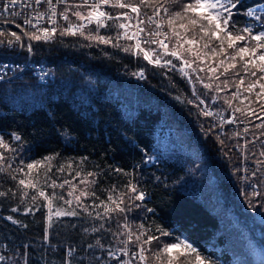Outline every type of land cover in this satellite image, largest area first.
<instances>
[{"label":"trees","instance_id":"trees-1","mask_svg":"<svg viewBox=\"0 0 264 264\" xmlns=\"http://www.w3.org/2000/svg\"><path fill=\"white\" fill-rule=\"evenodd\" d=\"M189 2H159L169 10L165 28L170 41L184 51L197 66L200 78L211 85L206 88L196 73L188 71L186 75L198 94L207 102L215 95L218 99L213 108L223 109L226 116L233 112L237 121L250 123L248 134L242 135L231 123L225 125L217 119L214 125L204 115L206 111L187 77L174 67L145 60L143 53L134 48L133 39L121 34L115 20L96 33L111 37L108 44L85 38L96 29L94 24L82 29L84 35H61L64 28L60 27L50 40H35V59L55 65L54 80L44 85L25 73L0 83V132L9 145L0 148L5 157L4 164L0 162V192L6 193L0 196V252L5 250L12 261H20L31 252L29 264H117L108 252L113 253L127 237L129 231L125 235L123 222L128 216L135 234L144 233L141 241L132 236V250L143 246L150 264L157 262L153 253L176 241L192 244L206 258V264H264V221L260 219L264 218V163H260L264 161V99H256L259 87L252 93L243 91L249 77L242 71L245 84L240 96L233 98L239 59L237 69L221 75L230 61L226 54L219 53V42L212 40L209 48H204L209 43L207 37L201 39L202 33L194 32L191 26L188 31L180 28L181 23L187 24L186 18L174 21L173 27L181 34L177 44L167 20ZM156 4L157 0H146L142 6L150 10ZM258 6H264V0H239L233 9L235 28H249L247 10ZM185 39L195 42L190 45ZM129 46L131 50L125 52L123 49ZM213 46L217 54L211 52ZM225 48L227 54L232 53L226 44ZM221 60L224 65H220ZM209 67L216 71L209 72ZM20 87L34 89L44 101L31 105L17 94ZM237 107L244 111L235 112ZM13 133L20 139H15ZM168 137H175L174 142L186 151H163L160 139ZM48 156L54 159L44 161ZM149 156L155 157L154 163H148ZM191 157L197 167L193 178L197 186L189 183ZM33 160L43 162L33 173L39 178V187H46L48 195L56 192L64 197L53 200L51 218L47 200L39 197L33 203L31 196L36 189L20 186L18 181L25 178L24 174L13 171ZM243 160L248 164L246 171ZM216 165L220 173L214 169ZM45 169H49L46 175ZM89 172L94 173V183L81 185L89 190L81 203L76 202L74 194L68 195L67 184L63 188L49 187L54 179L62 182L57 185L74 178L76 182ZM246 178L259 182L260 189L255 191L261 195L253 196L250 189L241 193ZM129 182L145 193L144 200L129 198L137 194L125 187ZM110 194L117 202L124 201V212L106 213L105 205L114 207L107 199ZM13 208L18 210L13 212ZM57 208L75 210L79 215L56 216ZM9 216L13 219H7ZM158 229L170 235H161ZM147 235L159 236V244H143ZM97 240L103 247L97 245ZM70 249H74L71 255ZM256 251L260 253L254 257ZM172 259L176 264H188L194 262V254H187L186 260L178 251ZM145 260L135 264H145Z\"/></svg>","mask_w":264,"mask_h":264},{"label":"snow or ice","instance_id":"snow-or-ice-1","mask_svg":"<svg viewBox=\"0 0 264 264\" xmlns=\"http://www.w3.org/2000/svg\"><path fill=\"white\" fill-rule=\"evenodd\" d=\"M160 0H157V3H159ZM23 4L25 7H32L33 4L40 5L42 3H46L49 6L50 15L48 13H42L39 11L35 12L34 19L37 23H33V19L25 17L24 24L29 25L32 28H37V25L39 24L40 20L43 19L46 15L48 16V21L51 25H56L57 21L55 19L57 15L56 8L53 4V0H2V7H0V15H11V16H18L20 13L14 11V8L17 4ZM56 4H67V0H55ZM146 3V0H140L139 4L134 3H126L125 0H92V3L89 4V0H83V5H79L77 7L87 6L90 8V10L87 13V16H85L80 11H75L72 13L75 17H77L80 21H87L88 24L93 23L95 21L96 23V29L89 32V34L85 37L86 39H92L96 40L100 43L108 44L111 42V37H106L103 35H98V29L102 27H106L109 25L105 24V20H114L117 18H114L109 12L101 10L102 6L111 4L113 7H119V8H128L131 9V12L137 13L139 16L141 8L140 5H143ZM239 4V0H191V2L186 3L183 5L182 10L178 12L172 13L168 20L167 24L169 29L172 30L174 36L176 37L177 44L180 43V33L175 30L173 27L174 21L176 19H187V24L181 23L179 26L180 28H183L185 31H188L189 26L194 30H198L199 33H202L201 39H204L205 37L208 38L209 43H205L203 45L204 48H209L210 42L212 40L218 41V49L220 54H226V59H228L230 62L227 66L224 67L223 73L221 75H224L229 72V69H237V58L239 59L240 63V69L239 71L234 72V75L238 77V82L235 84L237 88V92L233 93V98H238L241 94V88L245 84V76L249 77V82L247 83V86L243 88L244 92L252 93L253 90H255L257 87H259V91L255 93L256 99L259 101L260 99H264V31H259L254 33L252 29L245 27L242 30H238L235 28V22L233 20V9L237 8ZM162 6V5H161ZM260 12H264V6H258ZM10 9H13L10 11ZM35 11V9H34ZM68 8H65L63 12L60 13L62 18L65 21H69L68 16ZM165 13H168V9L164 8ZM158 11L154 12V15H158ZM257 9L256 8H250L247 12V15L249 16H256ZM124 17H128V13L124 12L122 14ZM257 19H260L259 16H257ZM149 22L152 21V17H149ZM143 23V21H141ZM16 27H21V25L17 24ZM119 28L124 29L127 27V25L120 23L118 25ZM85 28V24L81 23L79 25L72 24L69 22L68 26L64 28L60 34H71V35H84V32L82 29ZM160 25L157 24V30L149 31L148 35L149 37H152V39H146L143 41L145 44H159L160 47L164 48L166 51L168 49V44L164 42V39H155L156 37H165L167 38L168 34L166 32H161ZM57 31L56 27H43L38 28L37 32H26V35H29L32 40H40L42 37L38 33H43V39H51ZM144 31V28L138 27V30L131 35H129L127 32H124L123 35L129 39H136L135 48L138 49L140 52H143V58L149 63H153L152 57L149 55V52L144 50L141 47V41L138 38L140 33ZM8 33L6 31H0V36H6ZM11 36L15 38L16 41H19L21 37L16 32H11ZM119 38V33L117 34V39ZM185 42L188 44H193L194 40L185 39ZM0 43H3V41H0ZM7 43L9 46L13 43L12 40H8ZM225 44L227 46V49H232V53L227 54ZM118 46V45H114ZM182 47V45H181ZM125 52H129L131 50V46L125 47L123 49ZM211 52L213 54H217V47L213 46L211 47ZM28 51L31 52L32 48L31 45L28 46ZM191 51V49H189ZM170 55L173 57H179V53L175 50L170 52ZM197 57L199 58V52L196 53ZM156 64L160 63L159 56H157V59L155 60ZM186 65L189 64L187 60L184 61ZM225 61L221 60L220 65H224ZM166 64H172L171 60L166 61ZM203 70V69H201ZM209 72H215L216 69L209 67ZM243 72L245 76L240 75V72ZM259 73V75H258ZM141 76H143V73H140ZM251 77H255L256 79H250ZM2 79V77H0ZM219 79V77H217ZM225 86L228 84V80L224 81ZM206 88L211 87L210 84L204 85ZM245 99H248L247 96L244 97ZM229 105L231 106V101H227ZM262 111H264V104L261 105ZM235 112H243L244 110L240 107H237L234 109ZM255 115V112L252 113ZM204 115L209 116L211 115L210 112H204ZM231 123V121H229ZM262 125H258V127H261ZM14 138L19 140L20 137L18 135L14 134ZM9 145L5 143L3 137H0V148H8ZM261 155H264V152L261 153ZM44 161H51L54 159V157H44ZM5 157L3 153H0V161H4ZM260 163H264V161H261ZM21 164H24V161L21 160ZM43 162L40 160H33L32 162L26 163L24 167H17L13 171L14 172H20L24 174L25 178L19 179L18 183L20 186H23L24 189H36V192L31 196V200L33 203H35L39 197H43L45 200H47V205L49 212L48 216L51 218L53 215L52 213V203L53 200L59 199L64 200V197L60 193L52 192L51 195L46 194V192L39 187V178L38 176H34V170L39 169L42 166ZM9 167L11 165L9 164ZM25 168L27 171H25ZM2 170V169H0ZM49 169H45V175L47 174V171ZM62 170V169H61ZM117 171H122V169H117ZM77 176L80 175V172L76 173ZM88 176L94 175V173H87ZM13 179H16L15 176L12 177ZM81 183H94V181L89 182L87 181V178L85 177L84 180L81 181ZM64 184H70V181L65 180L63 184L57 185L55 180L51 182L49 187H52L53 189L57 186L63 188ZM125 187H127L131 193H137L134 197H129L130 199L135 200H144L145 193L143 191L137 190V187L129 182ZM25 195L28 193L25 192ZM72 192H69L68 195H72ZM6 193L0 192V196H5ZM89 195L86 191H81L79 196H75V200L77 202L80 201L81 196ZM91 195H95V192H92ZM127 195V193H125ZM253 196L261 195L260 193H257L255 190H253L252 193ZM107 199L112 202L114 207L109 208L107 205H105L106 213L110 211H117L124 212L125 209L121 207V204L124 203L122 199L117 202V200L113 199V196L110 194ZM66 204L71 205V200H65ZM101 203H104L101 201ZM18 209L13 208L12 211L16 212ZM85 212L88 211L87 207H84L83 209ZM151 211V209H149ZM56 216H64V215H70V216H77L79 215L78 212L75 210H69L65 211L62 208H57L55 211ZM91 215V213H89ZM99 215V214H97ZM7 219L12 220L13 218L11 216L7 217ZM14 223H19L18 221H13ZM127 227V225H125ZM103 227V225H101ZM141 227H143L141 225ZM98 229L93 228L92 231H97ZM87 231V229H85ZM160 231L161 235L168 236L170 235L167 232H164L161 229H158ZM144 236V233H140L139 235H136V241H141L142 237ZM129 240H131V236L129 237ZM160 237L155 235H147L146 239H143V244H151L153 241H156L157 244H159ZM97 245L100 247H103V245L100 244V241L97 240ZM89 247H92V245H89ZM183 248V251L180 252L181 256H185L187 260V254H194V260L195 264H206V258L201 255L200 252L190 243L187 241H179V242H169L163 245V248L161 251L153 253V255L156 257L157 260L161 258V253H167L169 255V259L167 261V264H173V259L171 258L172 251L174 249H181ZM74 249H70L68 254L71 255ZM123 251V250H122ZM145 249L143 246H141L139 251V260L144 261L146 259L144 255ZM125 255H128V252H124ZM109 256H112V252H108ZM132 256H137V253L133 252ZM5 259L4 256H0V261H3ZM121 264H132V261L129 260L127 262H121ZM207 264H211V262H207Z\"/></svg>","mask_w":264,"mask_h":264},{"label":"built area","instance_id":"built-area-1","mask_svg":"<svg viewBox=\"0 0 264 264\" xmlns=\"http://www.w3.org/2000/svg\"><path fill=\"white\" fill-rule=\"evenodd\" d=\"M72 2L83 3V0H67V4H70ZM125 2L139 4L140 0H125ZM53 4L57 11V15L55 17L57 21L56 25H51L49 23L47 15L40 20L39 24L37 25V28H32L31 26L24 24L25 17L33 19V23H37L36 20L34 19L36 11L42 13H48L50 15L49 6L46 3H42L40 5L33 4L32 7H25L22 3L17 4L14 8V11L20 13V15L18 16H11L8 14L0 15V31H6L8 33V35H6L5 38H2L3 36H0V41H3V43H0V77H2V79H0V83L15 79L25 73L32 75L38 83L44 85L54 80L56 76L55 65L35 59L34 56L35 40H32L29 35H26V37L21 36V39L19 41H16L14 37L9 35L11 34V32L17 33L18 30L19 32H28V31L37 32L38 28H43V27H48V28L56 27L57 29L60 27L66 28L69 24V21H65L60 15L61 12L59 11L60 6H62L64 3L56 4L55 0H53ZM0 7H2V0H0ZM65 7H68L69 10L72 9V6H65ZM105 7L106 8L104 11L109 12L114 18H117L114 20H119L120 23L127 25V27L124 29L119 28L122 35L124 32H127L129 35H131L132 33L138 30V27L144 28V31L140 33L138 38L141 41V47L146 51L149 50L146 48L145 46L146 44L143 43V41L146 39H152V37H149L148 33L149 31L157 30V24L160 25L159 30L161 32L168 33L165 28L164 22L162 21L163 9H161L158 6H155L153 7V9L150 10L148 9L145 10V8L142 5H140L141 11L139 16L137 15V13L131 12V9L128 8L122 9L119 7H113L111 4L106 5ZM12 10L13 9H10V11ZM61 11L62 12L64 11L63 8ZM156 11H158L159 13L158 15H154V12ZM124 12L128 13V17H124L122 15ZM257 16H259L260 19H257ZM149 17H152L153 22L151 23L149 22ZM252 17L254 18L255 21L252 23V25L251 24L249 25V28L254 29L256 26L257 29L254 30V33L259 31H264V20H262V12L257 11L256 16H252ZM110 21L111 20H105L104 22L106 25H108ZM141 21H143V23H141ZM82 23H84L85 25H89L86 20L83 21ZM17 24L21 25V27L19 28L16 27ZM91 24H96V23L95 21H93V23ZM130 24H134V26H130ZM38 34H40L42 37L41 39H43V33H38ZM25 38H27L26 39L27 42L26 41L24 42ZM155 39L157 40L164 39V42H167V38L163 36L156 37ZM8 40H12L13 43L11 44V46H9V44L7 43ZM133 41L136 44L135 38L133 39ZM23 42L25 44H28L27 47L24 48V44L21 45L19 44ZM29 45H31L32 48L31 52L28 51ZM152 60L155 61L154 59ZM216 119L220 120L221 123L222 122L229 123V121H231L232 126L238 128L242 135L248 134V128L250 127V123L242 122L241 125L239 126V123L233 114H231L230 116H226L224 112H218V116L216 115ZM0 137H3V132H0ZM13 137H14V133H13ZM125 251L128 252V255L124 254ZM133 252L137 253V256L133 257L132 256ZM30 253L31 252H28L27 255H25V258H23L20 261L14 260L12 264H29L28 256L30 255ZM0 254H2L4 257H7L5 260L8 261L9 255L8 253L6 254L5 250L1 251ZM138 254L139 253L137 251L130 249L127 242L124 246L113 251V255L117 259V264H121L122 261L127 262L129 260H131L132 264H134L133 260L134 259L137 260L139 258ZM0 264H3V262Z\"/></svg>","mask_w":264,"mask_h":264},{"label":"rangeland","instance_id":"rangeland-1","mask_svg":"<svg viewBox=\"0 0 264 264\" xmlns=\"http://www.w3.org/2000/svg\"><path fill=\"white\" fill-rule=\"evenodd\" d=\"M92 3V0H89V4H91ZM79 5H83V3H77V2H72V3H70V4H63L62 6H60V8H59V11L60 12H62L61 10H62V8H63V10H65V8H68V7H65V6H72V9L71 10H69L68 11V16H69V22H72V23H74L75 25H79V23H82L83 21H80L77 17H75L74 15H72V13L73 12H75V11H80V12H82L85 16H87V13H88V11L90 10V8L89 7H87V6H82V7H77V6H79ZM110 5V4H109ZM162 5V6H161ZM106 6V5H105ZM105 6H102L101 7V10H105ZM156 6H158V7H160L161 9H163V17H162V21L164 22V25H166V15L168 14V13H165V11H164V8H167L165 5H164V3L163 4H161V3H157L156 4ZM153 7H155V6H153ZM153 9V8H152ZM168 9V8H167ZM116 22H117V25H119L120 24V21L119 20H115ZM162 22V23H163ZM89 25H91V24H89ZM94 25H96V24H94ZM86 26H88V25H85V27ZM130 26H134V24H130ZM119 28V27H118ZM31 32H35V31H28V33H31ZM26 32H19V30H18V32H17V34L21 37H26V34H25ZM168 34V36H167V42H165V43H167L168 44V49H167V51L164 49V48H162V47H160L159 46V44H146L145 46H146V48L149 50L148 52H149V55L152 57V59H154V60H156L157 58V56L159 55L160 56V63L159 64H157V65H164V66H171V67H174V68H176V69H178V71L179 72H181L183 75H185L186 77H187V80H188V82H189V84H190V86H191V88H192V91H193V93L195 94V95H197L198 96V98H199V100H200V103H201V107H202V109L203 110H205L206 112H210L211 113V115H209V117H210V119H212L211 120V122L214 124V125H216V115L218 116V112H224V114H226V112L223 110V109H214L213 108V103L218 99L215 95L214 96H212L211 97V100H210V102H207L206 101V99L205 98H203V97H201L199 94H198V92L195 90V88H194V86H193V83H192V80H191V78L190 77H188L187 75H186V73H188V71H190V70H192L194 73H196L197 75H198V77L200 78V76H199V72H198V69L196 68L197 66L193 63V61H191V60H188V58L183 54V50L182 49H177V48H179L178 46H176L175 45V43L173 42H171L170 41V37H169V32L167 33ZM9 35H11V34H9ZM2 38H5V36H3ZM27 38H25L24 39V42L26 41L27 42V40H26ZM19 43L20 45L21 44H24V48L25 47H27V45L28 44H25V43ZM177 47V48H176ZM134 48H135V46H134ZM135 50V49H134ZM173 50H175V51H177L178 53H179V60L177 59L176 60V58H174L173 56H171L170 55V52L171 51H173ZM137 51H138V49H137ZM137 51H135V53H138ZM183 51V52H182ZM143 53V52H142ZM168 60H171L172 61V64H166V61H168ZM185 60H187L188 62H189V64L188 65H186L185 63H184V61ZM149 62V61H148ZM152 64H156L155 63V61H153V63ZM226 65V64H225ZM143 73V72H142ZM143 76H144V73H143ZM143 76H142V78H143ZM200 80H201V82L203 83V84H206L205 83V81L203 80V79H201L200 78ZM17 94H20V96L23 98V99H25V100H28L29 102H30V104L32 105V104H39L41 101H44V99H42V98H40L39 97V95H38V93H36V91L34 90V89H26V88H24V87H20L18 90H17ZM81 96H83V95H81ZM211 103H212V105H211ZM217 113V114H216ZM232 114H234L233 112H231ZM230 113V114H231ZM243 121H238V123H239V126L241 125V123H242ZM227 123H225V125H226ZM225 127V126H224ZM222 131H223V129H222ZM262 135V137H263V139H264V130H263V133L261 134ZM175 137H168V138H166V139H164V138H161L160 140V147L162 148V150L163 151H165L166 153L167 152H171V151H173V152H176V151H178V150H180V151H183V152H185L186 150H185V147L184 146H179V145H177V142H174L175 141ZM260 143V142H259ZM260 145V144H259ZM261 146V145H260ZM155 156V155H154ZM154 156H149V157H146V160L148 161V163L149 164H151V163H154V161H155V157ZM191 160H192V157H191ZM2 164H4L3 162L4 161H0ZM194 159L191 161V167H190V170H189V173L191 172V176L189 177V183H190V186H193V185H196L194 182H195V180H193V178H194V171H196V169H197V167H194ZM248 164H247V162H246V160L244 161L243 160V162H242V166H243V169H244V171H246V169L248 168V166H247ZM214 169H216L219 173H220V170H219V168H218V166L216 165V166H214ZM80 177H83V176H81V175H79ZM85 177L87 178V181H89V182H92V181H94V177L93 176H88V175H85L84 176V178H81L80 180H77L76 182L74 181V179H70V180H68V181H70V184H67L66 186H65V188H66V190L67 191H69V192H72L73 194H74V196H79L80 195V192L83 190V191H86L87 193H89V190L88 189H86V188H84L83 186H81L82 184L83 185H91V183H81V181L82 180H84L85 179ZM55 180V179H54ZM250 180H254L253 178H246V179H243V181H242V183H241V193L243 194V193H245L246 191H247V189H250V190H258V189H260V185H259V182L258 181H251V182H249ZM214 183L215 182H217V180H215V179H213L212 180ZM56 183H62V182H57V181H55ZM197 183V182H196ZM79 184V185H78ZM93 184V183H92ZM58 185H60V184H58ZM197 186V185H196ZM43 187V188H42ZM40 188H42L43 190H45V188L46 187H44V186H41ZM74 190H76L78 193H76V192H74ZM82 198H83V196H81V198H80V201L78 202V203H81V201H82ZM77 202V201H76ZM121 207H122V205H121ZM261 220H263L264 221V218H260ZM259 220V219H258ZM259 222H261L260 220H259ZM124 227H125V235L127 234V232L129 231V233H128V235H127V237L125 236V238H124V241H123V243H122V245L120 246V247H122V246H124L125 244H126V242L128 243V245H129V247H130V249H132V245H131V240H129V237L131 236V239H132V236L135 234V232L133 231V228H132V225H131V221H130V219L128 218V216H125L124 217ZM125 225H127V227L125 226ZM261 227L259 226L258 227V230L260 229ZM258 230H256L257 232H258ZM136 235V234H135ZM176 242H179V241H176ZM119 247V248H120ZM163 248V247H162ZM162 248L160 249V250H157L156 252H158V251H161L162 250ZM117 249V248H116ZM115 249V250H116ZM147 249L149 250L150 249V247H148L147 246ZM146 249V250H147ZM155 250H156V248L154 249V252H155ZM183 250V248H181V249H179V250H177V249H174L173 251H172V254H171V258H174V257H176V253L178 252V251H182ZM135 251H137L138 253H139V251H140V249H135ZM259 253L260 252H258V251H256V252H254V257H256L257 255H259ZM113 254V253H112ZM149 254L151 255L152 253H150L149 252ZM144 255H145V257H146V260H145V264H150V262H149V260H148V253L146 252H144ZM0 256H3L2 254H0ZM114 256V255H113ZM115 257V256H114ZM155 260H156V257L153 255L152 256ZM7 257H5V259H6ZM170 257H169V255L167 254V253H161V258L159 259V260H157V262L156 263H153V264H167V261H168V259H169ZM3 260V261H0V263H2L3 262V264H12V259H10V257H8V261H6V260ZM137 260H139V258L137 259ZM137 260H133V262H134V264H135V261H137ZM16 261H19V259L18 260H16ZM173 264H176V263H173ZM183 264H185V263H183ZM188 264H195V260H194V262H192V263H188Z\"/></svg>","mask_w":264,"mask_h":264}]
</instances>
